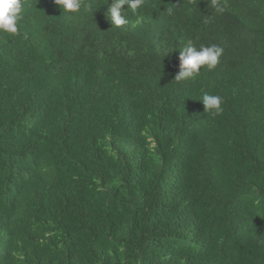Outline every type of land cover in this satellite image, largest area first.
<instances>
[{"label": "trees", "instance_id": "16d2710c", "mask_svg": "<svg viewBox=\"0 0 264 264\" xmlns=\"http://www.w3.org/2000/svg\"><path fill=\"white\" fill-rule=\"evenodd\" d=\"M222 2L144 0L117 28L112 0H23L0 32V264H264V0ZM189 40L224 52L177 83Z\"/></svg>", "mask_w": 264, "mask_h": 264}, {"label": "clouds", "instance_id": "9594fccd", "mask_svg": "<svg viewBox=\"0 0 264 264\" xmlns=\"http://www.w3.org/2000/svg\"><path fill=\"white\" fill-rule=\"evenodd\" d=\"M63 12L77 13L81 7L87 10L91 9V4H82V0H54ZM108 3V2H107ZM144 3V0H112L105 13L112 26L117 28L126 25L128 20L125 13L122 15V8L128 5V8L137 12ZM212 8L218 14H223L226 5L222 0H210ZM23 0H0V32L9 34L18 33V23L22 19ZM224 49L218 44L200 45L199 48L189 40L187 44L179 50V72L175 76V82L180 83L188 79H194L200 74L202 67L206 66L208 70H213L220 62ZM129 52V55H132ZM204 105L205 112H211L219 115L222 111L223 98L219 95L203 93L200 97Z\"/></svg>", "mask_w": 264, "mask_h": 264}]
</instances>
